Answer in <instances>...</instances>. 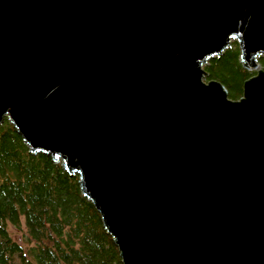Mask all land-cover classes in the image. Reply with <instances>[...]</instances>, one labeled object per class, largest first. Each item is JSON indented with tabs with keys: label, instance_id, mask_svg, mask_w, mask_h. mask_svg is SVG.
I'll list each match as a JSON object with an SVG mask.
<instances>
[{
	"label": "water",
	"instance_id": "water-1",
	"mask_svg": "<svg viewBox=\"0 0 264 264\" xmlns=\"http://www.w3.org/2000/svg\"><path fill=\"white\" fill-rule=\"evenodd\" d=\"M235 41L233 100L204 66ZM264 0H0V125L78 176L122 264H264Z\"/></svg>",
	"mask_w": 264,
	"mask_h": 264
},
{
	"label": "trees",
	"instance_id": "trees-1",
	"mask_svg": "<svg viewBox=\"0 0 264 264\" xmlns=\"http://www.w3.org/2000/svg\"><path fill=\"white\" fill-rule=\"evenodd\" d=\"M259 66L264 70V57ZM204 70L233 100L255 73L242 67L236 42ZM9 226L21 232L26 248ZM0 264H122L78 176L48 155L30 153L7 120L0 125Z\"/></svg>",
	"mask_w": 264,
	"mask_h": 264
},
{
	"label": "rangeland",
	"instance_id": "rangeland-1",
	"mask_svg": "<svg viewBox=\"0 0 264 264\" xmlns=\"http://www.w3.org/2000/svg\"><path fill=\"white\" fill-rule=\"evenodd\" d=\"M233 42H235V41H232V42H231V45L233 44ZM231 45H230V46H231ZM206 79H207V78H206ZM9 231H10L12 237H13L17 242H19L23 247L26 248V243H25V241L23 240V237H22L21 232H20V231H17V230L14 229L12 226H9Z\"/></svg>",
	"mask_w": 264,
	"mask_h": 264
}]
</instances>
